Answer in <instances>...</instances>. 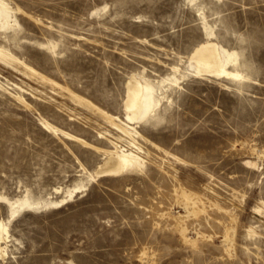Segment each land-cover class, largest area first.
<instances>
[{
	"label": "rangeland",
	"instance_id": "obj_1",
	"mask_svg": "<svg viewBox=\"0 0 264 264\" xmlns=\"http://www.w3.org/2000/svg\"><path fill=\"white\" fill-rule=\"evenodd\" d=\"M5 2L0 264H264V0ZM210 45L240 75L190 72ZM135 74L164 80L159 105L128 123ZM114 143L144 167L94 174ZM77 181L63 203L9 216L3 197L58 200Z\"/></svg>",
	"mask_w": 264,
	"mask_h": 264
},
{
	"label": "bare ground",
	"instance_id": "obj_2",
	"mask_svg": "<svg viewBox=\"0 0 264 264\" xmlns=\"http://www.w3.org/2000/svg\"><path fill=\"white\" fill-rule=\"evenodd\" d=\"M7 6L8 5L6 4L5 0H0V28H4L9 25V22H11L14 18L13 13ZM207 51L208 53L205 57L204 63L189 60L187 65L190 72H193L195 74H202L205 71H209L216 74H225L230 76L240 75L237 71L234 72L226 68L225 62L230 59L231 54L230 52L226 51L222 45H210L208 46ZM168 79H170L171 81H175L176 77L173 75ZM163 80L164 79L153 82L148 79L144 80V77L137 76L136 74L132 75V77L127 80V93H125L126 97L123 105V107H125V118L123 119L126 122H135L140 120L141 118H144L155 109L156 105H159L162 94L160 84ZM97 109L106 114L105 110L100 108ZM117 126L119 127L120 132L123 131L130 136H133L134 131H136L133 126L128 127L118 123ZM63 132L65 133V135H69V137L71 138H74L85 144L87 143L83 138L79 136L73 135L67 131ZM113 147L115 148L112 149V151H106L107 155L104 159H102L103 161L95 170L94 174H119L122 171L141 170L144 167L145 160L141 158V155L138 153V151H135L134 153V151L124 149L122 148V146H119L120 149H117V144L113 145ZM92 177V174H90L89 179ZM84 185L86 184L83 181H77L73 186L67 187L64 190L65 194L58 200L51 198H47L45 200L40 198L34 199L31 198V196H29L28 194L20 196L19 198H3L5 200V203H7V205L9 206V216L13 217L18 211L24 208L38 209L43 206L63 203L66 199V196H70L75 190L84 187ZM179 192V195L177 196H180L183 199L185 209H187L188 212H198L199 207H197L196 205L197 197L195 196V193L191 192V190L188 191L183 187H181V190ZM181 217L182 215L180 213L175 215L176 223L181 220ZM8 220L4 221L0 219V239L4 238L3 233H8ZM231 229V226L227 227L223 233V244L225 245L224 247L226 249H230L229 246L231 245V237L229 232ZM185 230V227H181V232H184Z\"/></svg>",
	"mask_w": 264,
	"mask_h": 264
}]
</instances>
